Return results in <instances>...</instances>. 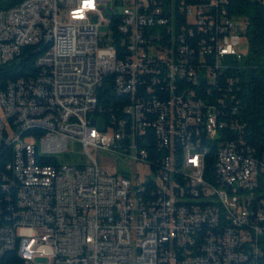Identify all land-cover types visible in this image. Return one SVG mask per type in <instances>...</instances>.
Listing matches in <instances>:
<instances>
[{
	"label": "built area",
	"instance_id": "2783aa9c",
	"mask_svg": "<svg viewBox=\"0 0 264 264\" xmlns=\"http://www.w3.org/2000/svg\"><path fill=\"white\" fill-rule=\"evenodd\" d=\"M227 2L0 0V66L47 47L0 89V264H264V150L227 61L249 19ZM110 83L129 102L105 120ZM100 151L149 179L106 172Z\"/></svg>",
	"mask_w": 264,
	"mask_h": 264
},
{
	"label": "trees",
	"instance_id": "16d2710c",
	"mask_svg": "<svg viewBox=\"0 0 264 264\" xmlns=\"http://www.w3.org/2000/svg\"><path fill=\"white\" fill-rule=\"evenodd\" d=\"M185 1L192 3L199 2V0ZM225 7L230 16L234 18L247 17L249 19L246 32L248 52L241 58H228L227 61L232 64L230 73L235 79V85L232 86V89L237 99H239V115L247 126L246 138L259 151H263L264 0H228ZM46 48L43 44L25 47L15 60L1 65L0 89L5 88L9 81L36 75L39 71V67L36 64L37 57L45 52ZM98 93L100 98L99 109L105 120H108L112 114L120 116L123 106L129 102V97L118 94L112 83L107 86L104 84L98 90ZM149 131L151 133V129ZM147 147L151 154L157 151L154 149L155 138L153 136L149 137ZM0 154V165L3 166V161H9L11 159L12 151L10 148H2ZM207 162V171L213 170V157L209 156ZM44 163L50 164L51 160H46ZM1 261L4 262V260Z\"/></svg>",
	"mask_w": 264,
	"mask_h": 264
},
{
	"label": "rangeland",
	"instance_id": "374dc122",
	"mask_svg": "<svg viewBox=\"0 0 264 264\" xmlns=\"http://www.w3.org/2000/svg\"><path fill=\"white\" fill-rule=\"evenodd\" d=\"M108 31V23L106 22L101 27V32ZM238 50L244 54L248 52V43L244 42L243 45L238 48ZM83 152V146L77 143L74 147V153L72 157L81 156ZM99 163L101 167L108 173H117L119 175L127 174L135 183H141L144 180H148L151 175V170L148 166L143 164H136L133 162H129V160H123L119 157H115L108 152L100 151L97 154ZM58 158L64 164L71 163V158L65 157V154H59ZM136 174L137 177H136Z\"/></svg>",
	"mask_w": 264,
	"mask_h": 264
},
{
	"label": "water",
	"instance_id": "95a60500",
	"mask_svg": "<svg viewBox=\"0 0 264 264\" xmlns=\"http://www.w3.org/2000/svg\"><path fill=\"white\" fill-rule=\"evenodd\" d=\"M92 124H93V125L95 124V120H94V119L92 120Z\"/></svg>",
	"mask_w": 264,
	"mask_h": 264
}]
</instances>
